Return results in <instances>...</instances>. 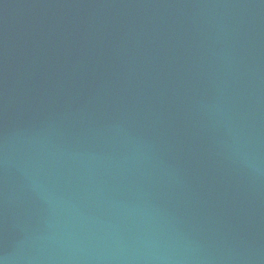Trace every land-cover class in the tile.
<instances>
[{
	"label": "water",
	"instance_id": "1",
	"mask_svg": "<svg viewBox=\"0 0 264 264\" xmlns=\"http://www.w3.org/2000/svg\"><path fill=\"white\" fill-rule=\"evenodd\" d=\"M0 264H264V0H0Z\"/></svg>",
	"mask_w": 264,
	"mask_h": 264
}]
</instances>
